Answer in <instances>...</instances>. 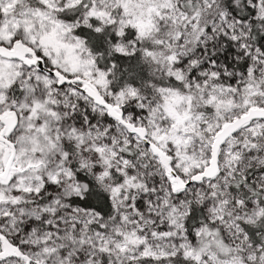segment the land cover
<instances>
[{"label": "snow or ice", "instance_id": "6c2138e0", "mask_svg": "<svg viewBox=\"0 0 264 264\" xmlns=\"http://www.w3.org/2000/svg\"><path fill=\"white\" fill-rule=\"evenodd\" d=\"M0 264H264V0H0Z\"/></svg>", "mask_w": 264, "mask_h": 264}]
</instances>
